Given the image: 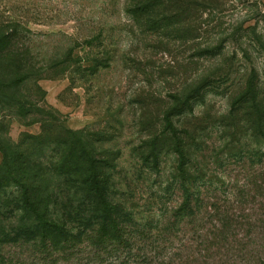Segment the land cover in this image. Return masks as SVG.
I'll return each instance as SVG.
<instances>
[{
	"label": "rangeland",
	"instance_id": "374dc122",
	"mask_svg": "<svg viewBox=\"0 0 264 264\" xmlns=\"http://www.w3.org/2000/svg\"><path fill=\"white\" fill-rule=\"evenodd\" d=\"M163 2L150 29L127 12L128 0H0V23L25 30L39 56L57 57L38 80L44 102L65 127L118 154L109 172L112 196L132 205L141 222L156 226L162 211L177 205L179 193L170 185L175 139L163 116L175 98L199 89L192 110L172 120L189 174L207 181L205 203L218 198L220 209L241 223L233 244L214 242V250L230 259L238 254L241 264H264V145L244 101H235L249 83L258 99L264 95V0ZM40 129L39 122L14 120L9 137L17 141ZM152 152H159L157 164ZM252 179L261 183L258 192L244 185ZM184 239L179 234L172 244Z\"/></svg>",
	"mask_w": 264,
	"mask_h": 264
},
{
	"label": "trees",
	"instance_id": "16d2710c",
	"mask_svg": "<svg viewBox=\"0 0 264 264\" xmlns=\"http://www.w3.org/2000/svg\"><path fill=\"white\" fill-rule=\"evenodd\" d=\"M163 1L171 0H128L127 12L150 29ZM161 17L159 23L165 20ZM65 56L70 57V50ZM55 58L39 56L17 24L0 23V264H217L218 258L219 264H241L238 254L230 259L214 250V242L233 244L229 240L241 223L227 207L220 209L218 198L213 206L205 203L207 181L189 174L190 158L172 120L175 113L192 110L199 89L175 98L163 116L175 139L177 165L170 185L179 199L162 211L155 226L135 218L132 205L114 200L109 172L118 154L102 148L101 140L89 133L65 127L44 102L38 80L55 66ZM257 97L249 83L235 101H244L249 121L256 124L257 142L264 145V95ZM14 120L39 122L41 129L13 141L9 127ZM158 154L150 156L156 164ZM246 184L250 192L261 188L257 179ZM189 223L193 228H187ZM179 234L185 239L172 244ZM234 245L239 251L241 243Z\"/></svg>",
	"mask_w": 264,
	"mask_h": 264
}]
</instances>
